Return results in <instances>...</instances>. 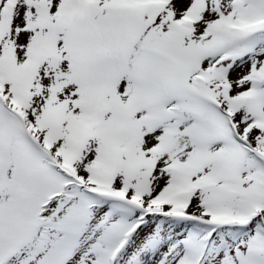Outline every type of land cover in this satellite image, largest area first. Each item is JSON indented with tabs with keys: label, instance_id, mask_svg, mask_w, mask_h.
I'll return each mask as SVG.
<instances>
[{
	"label": "snow or ice",
	"instance_id": "obj_1",
	"mask_svg": "<svg viewBox=\"0 0 264 264\" xmlns=\"http://www.w3.org/2000/svg\"><path fill=\"white\" fill-rule=\"evenodd\" d=\"M0 264H264V0H0Z\"/></svg>",
	"mask_w": 264,
	"mask_h": 264
}]
</instances>
